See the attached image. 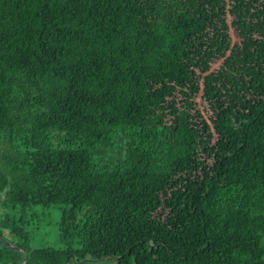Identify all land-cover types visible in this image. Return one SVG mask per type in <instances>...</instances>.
<instances>
[{"label":"trees","instance_id":"16d2710c","mask_svg":"<svg viewBox=\"0 0 264 264\" xmlns=\"http://www.w3.org/2000/svg\"><path fill=\"white\" fill-rule=\"evenodd\" d=\"M0 205V264H264V0H0Z\"/></svg>","mask_w":264,"mask_h":264},{"label":"rangeland","instance_id":"374dc122","mask_svg":"<svg viewBox=\"0 0 264 264\" xmlns=\"http://www.w3.org/2000/svg\"><path fill=\"white\" fill-rule=\"evenodd\" d=\"M230 34L233 42L237 41L236 32L231 29ZM221 60L213 64V68H217ZM196 106L201 109H206V102L202 94H199L195 99ZM124 144V138L122 135L117 138V143L115 145L114 151L108 155L105 159L114 160L123 153L121 151V146ZM113 150V149H112ZM117 150V151H116ZM120 152V153H119ZM62 206H32L26 211L25 221L23 228L29 234V246L31 249H38L44 247L60 248L61 244L58 237V227L62 214ZM2 208H0L1 210ZM3 211H0V216ZM4 236L11 242H15L16 238L11 235L8 231L3 232ZM81 264V263H80ZM84 264H112V261L107 259L101 263L85 262Z\"/></svg>","mask_w":264,"mask_h":264},{"label":"water","instance_id":"95a60500","mask_svg":"<svg viewBox=\"0 0 264 264\" xmlns=\"http://www.w3.org/2000/svg\"><path fill=\"white\" fill-rule=\"evenodd\" d=\"M0 241H2L7 247H9L11 249H14V250H19L20 249L19 247L12 245L7 239H5L1 235H0ZM27 254H28V251L27 250H24V258H23L21 264H24L25 263V261L27 259Z\"/></svg>","mask_w":264,"mask_h":264},{"label":"built area","instance_id":"2783aa9c","mask_svg":"<svg viewBox=\"0 0 264 264\" xmlns=\"http://www.w3.org/2000/svg\"><path fill=\"white\" fill-rule=\"evenodd\" d=\"M0 208H1V205H0Z\"/></svg>","mask_w":264,"mask_h":264}]
</instances>
